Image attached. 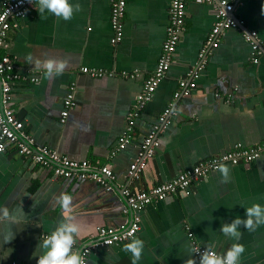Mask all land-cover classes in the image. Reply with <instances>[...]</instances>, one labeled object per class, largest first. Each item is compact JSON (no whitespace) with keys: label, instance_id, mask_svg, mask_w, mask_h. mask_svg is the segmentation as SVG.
<instances>
[{"label":"crops","instance_id":"obj_1","mask_svg":"<svg viewBox=\"0 0 264 264\" xmlns=\"http://www.w3.org/2000/svg\"><path fill=\"white\" fill-rule=\"evenodd\" d=\"M10 1L0 0V11ZM73 2L79 8L68 20L39 14L35 3L24 18L13 22L1 53L13 57L16 71L27 78L15 86L13 109L37 146L71 160L109 165L115 175L114 190H103L90 180L55 178L8 148L0 156V207L10 212L22 208L24 215L16 221L0 217V254L7 256L12 250L6 258L0 257V264H36L39 239L64 218L56 203L62 192L72 195L71 213L82 222V235L75 242L80 250L99 228L128 225L123 188L148 191L237 144L251 147L264 141V53L255 64L244 37L246 31L256 32L264 50V0L237 3L230 16L243 20L244 28L224 31L204 60L199 53L215 24V6L188 0L185 30L169 72L130 131L132 144L115 155L137 96L163 54L170 0H128L123 38L116 45L111 0ZM29 55L31 61L26 59ZM47 58L66 60L65 70L45 77L35 61ZM86 67L111 75L91 77L82 73ZM182 79L187 87H181ZM191 83L196 87L191 88ZM72 85L75 106L62 122ZM171 104L173 111L159 135L155 155L147 160L141 178L132 180L128 172L141 144ZM224 166L226 178L218 169L194 182L186 193L155 200L138 212L140 230L135 237L144 241V247L136 264H185L194 242L218 253L231 246L233 240L219 231L220 225L235 216L245 217V208L253 203L264 205V154L248 164ZM240 228L236 241L244 246L240 264H264V224ZM10 231L15 237L4 244L3 236ZM124 244L94 249L88 264H132Z\"/></svg>","mask_w":264,"mask_h":264},{"label":"built area","instance_id":"obj_2","mask_svg":"<svg viewBox=\"0 0 264 264\" xmlns=\"http://www.w3.org/2000/svg\"><path fill=\"white\" fill-rule=\"evenodd\" d=\"M196 4H213L215 6V24L209 33L201 52L199 59L204 60L206 54L214 47L218 46L219 38L224 31L230 29H243L245 22L243 20H233L231 13L236 8L237 3L242 0L215 1V0H193ZM188 0H170L169 17L170 23L167 29V37L163 46V54L159 59L154 73L146 80L141 93L137 96L136 105L128 118V128L124 136L119 141L113 155L118 151L124 150L133 142L131 130L136 124L147 104L152 100L154 93L164 78L167 76L172 54L175 52L181 36L185 30V21L187 16ZM36 0H13L4 2L0 11V156L8 148H14L16 153L29 159L43 170L50 172L55 178L66 180L94 181L103 190L113 191V182L115 175L109 165L96 166L89 161H75L68 157L59 155L57 152L42 146H37L35 139L25 131V125L13 109V92L15 86L21 81L27 80L26 77L19 75L16 71V62L8 53H1V49L7 46L9 33L13 29V22L24 18L31 10ZM111 23L114 30L112 44L116 45L122 41L124 17L127 9L128 0H111ZM246 40L252 48V60L257 64L264 53L262 46L257 41L256 32H247L244 34ZM198 65L197 72L202 67ZM82 73L91 77H103L111 73L97 68H82ZM187 76L192 79L197 74ZM35 83L36 78H31ZM181 87H187L186 79L180 81ZM191 88L196 87L195 83L190 84ZM75 86L72 85L65 99L64 111L62 112V122L67 119L70 110L75 106ZM178 98V95H176ZM172 104L160 116L159 123L155 125L143 141L140 147V153L135 162L130 166L128 175L132 180H139L146 167L148 159L153 158L157 147L159 135L168 124V116L172 112ZM264 154V141L246 147L242 144L235 145L230 151L217 155L215 157L202 160L195 167L181 172L175 179L168 183L152 187L148 191L133 192L128 186L123 188L122 195L125 199L123 213L129 217L127 226L121 228L101 227L92 241L83 246L80 251L88 264L89 256L94 249L111 246L114 244H124L135 237L140 230V218L138 212L142 211L147 205L155 200H165L173 194L186 193L189 187L196 181L204 179L209 173L216 171L221 165L241 163H251ZM192 237V234H190ZM194 246L202 252L205 247L199 246L195 242ZM214 251V250H213ZM216 252V251H215ZM218 253V252H217ZM199 261V253H194Z\"/></svg>","mask_w":264,"mask_h":264},{"label":"clouds","instance_id":"obj_3","mask_svg":"<svg viewBox=\"0 0 264 264\" xmlns=\"http://www.w3.org/2000/svg\"><path fill=\"white\" fill-rule=\"evenodd\" d=\"M35 8L39 14L50 13L68 20L73 16L74 11L78 10L79 5L74 3L73 0H36ZM26 59L31 61V55ZM35 66L43 70L45 77L51 78L53 75H59L65 70L67 61L47 58L43 61L36 60ZM220 172L225 178L227 177L228 169L226 166L221 165ZM56 203L64 210V218L59 220L49 233L39 239L37 248L41 251L40 254L35 255L37 257L36 264H86L84 255L75 247L76 239L82 235V222L71 213L72 195L62 192L56 197ZM23 215L24 210L22 208L10 212L6 206L0 207V217L11 221L21 219ZM241 224L249 230L254 229L257 225L264 224V205L253 203L245 208V217L235 216L230 222L220 225L219 231L233 240L231 246L223 253H217L211 247L201 252L199 248L192 245L188 247L189 258L185 264H197L195 257L192 256L193 253H199L198 264H240L244 246L236 241H239L241 236ZM14 237V232L5 233L3 243L11 241ZM123 247L131 253L132 264H136L141 257L144 241L139 237H133ZM11 251L8 252L7 256ZM7 256L0 254V257L6 258Z\"/></svg>","mask_w":264,"mask_h":264},{"label":"bare ground","instance_id":"obj_4","mask_svg":"<svg viewBox=\"0 0 264 264\" xmlns=\"http://www.w3.org/2000/svg\"><path fill=\"white\" fill-rule=\"evenodd\" d=\"M209 159V158H208ZM220 169V168H219ZM217 171V170H216Z\"/></svg>","mask_w":264,"mask_h":264},{"label":"water","instance_id":"obj_5","mask_svg":"<svg viewBox=\"0 0 264 264\" xmlns=\"http://www.w3.org/2000/svg\"><path fill=\"white\" fill-rule=\"evenodd\" d=\"M232 15H234V14H232Z\"/></svg>","mask_w":264,"mask_h":264}]
</instances>
